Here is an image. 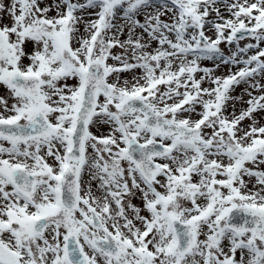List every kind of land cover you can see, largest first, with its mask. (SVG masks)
<instances>
[{
  "label": "snow or ice",
  "instance_id": "obj_1",
  "mask_svg": "<svg viewBox=\"0 0 264 264\" xmlns=\"http://www.w3.org/2000/svg\"><path fill=\"white\" fill-rule=\"evenodd\" d=\"M262 45L264 0H0V264H264Z\"/></svg>",
  "mask_w": 264,
  "mask_h": 264
},
{
  "label": "rangeland",
  "instance_id": "obj_2",
  "mask_svg": "<svg viewBox=\"0 0 264 264\" xmlns=\"http://www.w3.org/2000/svg\"><path fill=\"white\" fill-rule=\"evenodd\" d=\"M247 42H249L247 38H246L245 40H242V41H241V46H243V44H245V43H247ZM262 46H264V45H262ZM221 48L224 49L225 52L228 51V47H227V45L222 44V45H221ZM204 65H205V66H211V62H204ZM227 71H228V68H227V67H221V68L217 71V75H220V74H226Z\"/></svg>",
  "mask_w": 264,
  "mask_h": 264
}]
</instances>
